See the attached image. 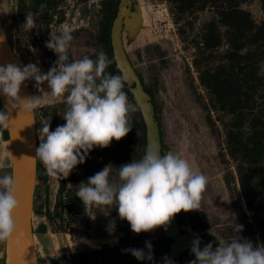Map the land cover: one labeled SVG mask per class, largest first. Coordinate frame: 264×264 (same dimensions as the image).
Wrapping results in <instances>:
<instances>
[{
  "label": "rangeland",
  "instance_id": "rangeland-1",
  "mask_svg": "<svg viewBox=\"0 0 264 264\" xmlns=\"http://www.w3.org/2000/svg\"><path fill=\"white\" fill-rule=\"evenodd\" d=\"M104 1L117 2L51 0L43 5L38 0H0V17L20 66L34 63L47 73L58 59L45 46L50 31L64 29L73 35L70 62L84 56L95 60L100 51L106 54L100 41L108 6ZM136 1L139 8L129 10L123 42L153 99L162 153L179 154L208 179L199 211L178 214L181 228L215 248L218 239L232 238L230 225L235 221L243 226L241 237L254 247L264 246V185L258 193L249 192L251 203L242 186V180L257 182L255 173L262 164L245 156L243 147L259 140L255 125L264 130V0ZM39 10L37 27L24 34L20 26L26 14ZM106 71L114 75L110 64ZM28 83L31 96H44L34 111L38 147L41 119L52 117L50 131H55L66 123L62 117L66 106L47 94L46 83L40 86L43 92L34 80ZM127 98L133 105L128 94ZM130 116L128 135L106 149L94 148L67 179L49 177L37 159L32 224L38 264L162 263L167 247L163 228L137 235L114 207H85L75 195L82 182L105 166H114V178L116 168L143 157L137 116L135 112ZM5 174H12V157L8 130L0 126V177ZM62 183L65 189L60 194ZM41 225L46 226L44 232ZM146 242L152 246V261L137 260L125 251L147 252ZM98 250L104 251L102 255ZM4 259L5 244H0V264ZM193 260L185 252L180 264Z\"/></svg>",
  "mask_w": 264,
  "mask_h": 264
},
{
  "label": "clouds",
  "instance_id": "clouds-1",
  "mask_svg": "<svg viewBox=\"0 0 264 264\" xmlns=\"http://www.w3.org/2000/svg\"><path fill=\"white\" fill-rule=\"evenodd\" d=\"M44 6L41 5V9ZM38 13L28 12L21 31L28 34L37 27ZM6 36L0 35V44ZM73 35L70 29L50 31L46 47L58 59L47 73L37 64L20 66L14 63L0 65V95L6 98L11 110H17L18 118L31 116L44 102V96L21 98V85L29 80L36 82L38 90L47 84L52 98H60L65 104L62 114L65 124L50 131L52 117L43 118L38 129L39 146L34 159L44 166L49 177L67 179L73 170L83 164L94 148L106 149L113 140L119 142L132 130L130 113L135 111L123 91L125 81L121 75L106 71L111 61L100 51L97 58L84 56L69 61V48ZM13 120L0 111V126L8 128ZM35 124V121L31 125ZM30 126V125H29ZM109 164L81 183L75 195L85 207H114L122 221L130 224L137 235L167 227L181 212L199 211L208 179L193 170L189 161L168 151L161 155L158 145L145 149L143 157L116 168ZM71 186V185H69ZM18 182L12 174L0 177V244L11 242L16 230V212L20 207L17 198ZM115 227V222H110ZM232 238L218 239L201 249L199 237L192 241L191 252L195 260L190 264H264V246L254 247L252 242L239 234L243 226L232 222ZM147 252L127 249L137 260H153L152 246L146 242ZM164 264H173L165 256Z\"/></svg>",
  "mask_w": 264,
  "mask_h": 264
},
{
  "label": "water",
  "instance_id": "water-1",
  "mask_svg": "<svg viewBox=\"0 0 264 264\" xmlns=\"http://www.w3.org/2000/svg\"><path fill=\"white\" fill-rule=\"evenodd\" d=\"M137 9L136 0H117L109 30V46L111 60L118 73L123 77L128 92L130 93L142 119L146 148L149 145H158L162 153V135L159 121L156 116L155 105L147 95L143 81L133 66L123 42L125 20L129 18L130 8ZM0 35L6 36L4 43L0 44V65L19 61L5 32L0 17ZM21 98L31 96L28 81L21 85ZM3 112L10 115L12 124L7 128L9 134L12 175L18 182L17 198L20 207L16 212L17 230L11 242L5 244L4 264H38V254L33 234V207L36 186L37 159H34L37 148L35 114L21 115L18 111L11 110L6 98L0 95ZM35 121V124L31 125ZM30 125V126H29ZM167 247L166 254L173 264H180L181 256L191 252L194 236L181 228L179 221L174 217L167 230L163 228ZM201 249L204 245L201 243ZM194 256V254H192ZM195 257V256H194ZM161 264H164V259Z\"/></svg>",
  "mask_w": 264,
  "mask_h": 264
},
{
  "label": "trees",
  "instance_id": "trees-1",
  "mask_svg": "<svg viewBox=\"0 0 264 264\" xmlns=\"http://www.w3.org/2000/svg\"><path fill=\"white\" fill-rule=\"evenodd\" d=\"M38 2L40 4L46 5V3L51 2V0H38ZM53 2V0H52ZM117 3V2H116ZM116 3L113 5H108L109 1H104V4H107V8H106V13H105V25L102 28V33L100 35V41L103 43V46L105 47L106 50V55L108 57V59L111 61L110 63V67H111V71L113 72L114 75H120L117 71V69L115 68L114 64L112 63L111 60V53H110V46H109V30H110V24H111V20H112V16H113V12L116 6ZM124 90L125 92L128 94L129 98L131 99L133 106L135 108V114L137 116V119H135V127H137L140 130L141 133V138L144 144V153H145V149H146V145H145V139H144V129H143V123H142V119L140 116V113L130 95V93L128 92L126 83L124 86ZM147 95L150 97L151 102L153 103V99L151 98V96L149 95L148 90L145 88ZM157 116V115H156ZM160 128V126H159ZM254 131L256 132L255 135L259 134V140L256 142H253V146H250V148L247 147H243V150L246 151L245 152V156H250L252 159L253 163H257L259 161H262L261 166L258 168V170L255 173V178H257V182L253 183V180L249 179V181H244L242 180V186H243V190L245 192V196L248 199V202L251 203L253 202V198H250L249 192H254V193H258L257 188L262 187L264 185V133H262V131H264L263 129H261L260 127H258V125L254 126ZM161 132V130H160ZM162 134V133H161ZM248 151V152H247ZM258 188V189H259ZM65 189V184L62 183L59 189V193L62 194V192ZM71 208V207H70ZM46 216L48 218H51V214L49 212V210H46ZM175 218L180 222V217L179 215H176ZM46 229L45 225H41L40 227V232H44ZM164 241L166 242V239L164 238ZM167 244V243H166ZM100 255H102V253L104 251L102 250H98L97 251ZM52 264H57L55 261H52Z\"/></svg>",
  "mask_w": 264,
  "mask_h": 264
},
{
  "label": "flooded vegetation",
  "instance_id": "flooded-vegetation-1",
  "mask_svg": "<svg viewBox=\"0 0 264 264\" xmlns=\"http://www.w3.org/2000/svg\"><path fill=\"white\" fill-rule=\"evenodd\" d=\"M130 9H132V7Z\"/></svg>",
  "mask_w": 264,
  "mask_h": 264
}]
</instances>
